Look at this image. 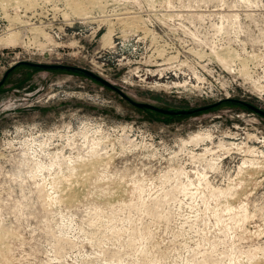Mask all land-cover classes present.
<instances>
[{
  "label": "rangeland",
  "instance_id": "rangeland-1",
  "mask_svg": "<svg viewBox=\"0 0 264 264\" xmlns=\"http://www.w3.org/2000/svg\"><path fill=\"white\" fill-rule=\"evenodd\" d=\"M22 59L168 108H264V0H0V79ZM0 264H264V116L168 114L81 71L15 66Z\"/></svg>",
  "mask_w": 264,
  "mask_h": 264
},
{
  "label": "water",
  "instance_id": "water-1",
  "mask_svg": "<svg viewBox=\"0 0 264 264\" xmlns=\"http://www.w3.org/2000/svg\"><path fill=\"white\" fill-rule=\"evenodd\" d=\"M19 64H29L31 66L40 67V68H43V69L65 68V69H70V70H73V71L84 72L85 74H87V75H89V76L101 81L103 84H105V85L113 88L114 90L118 91L123 97L127 98L134 105L139 106V107L151 108V109H154V110H157V111H160V112H164V113H168V114L180 115V114L192 113L194 111L203 110V109L218 105V104H220V103H222L224 101H231V102L243 104V105L255 110L256 112H258L259 114L264 116V108L263 107H261L259 105H256L255 103L250 102L248 100L237 98V97H226V98L220 99L218 101H215V102H212V103H208V104H204V105H201V106H197V107H194V108H168V107L157 105V104L152 103V102L139 101V100H136L133 97H131L121 87H119L115 83L111 82L109 79L103 77L102 75L94 72L90 68H87V67H84V66H80V65H76V64L63 63V62H41V61H32V60H26V59L18 60L15 64L11 65L5 71L4 75L0 79V85L5 81L7 75L9 74V72L15 66H17Z\"/></svg>",
  "mask_w": 264,
  "mask_h": 264
}]
</instances>
